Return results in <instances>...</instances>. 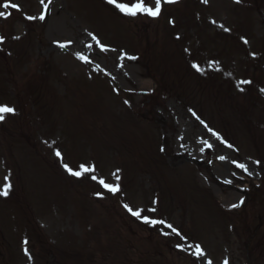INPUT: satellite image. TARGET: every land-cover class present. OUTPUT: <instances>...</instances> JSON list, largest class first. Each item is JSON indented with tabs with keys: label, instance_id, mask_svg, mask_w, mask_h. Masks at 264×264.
<instances>
[{
	"label": "rangeland",
	"instance_id": "374dc122",
	"mask_svg": "<svg viewBox=\"0 0 264 264\" xmlns=\"http://www.w3.org/2000/svg\"><path fill=\"white\" fill-rule=\"evenodd\" d=\"M0 11V264H264V0Z\"/></svg>",
	"mask_w": 264,
	"mask_h": 264
},
{
	"label": "snow or ice",
	"instance_id": "6c2138e0",
	"mask_svg": "<svg viewBox=\"0 0 264 264\" xmlns=\"http://www.w3.org/2000/svg\"><path fill=\"white\" fill-rule=\"evenodd\" d=\"M163 2H173V0H163ZM205 3H207V0H204ZM237 2H239V0H237ZM40 3L44 5V9L45 12L48 9V5L51 3V0H48L47 3H45V0H40ZM109 4H112L116 9H118L121 13H123L124 15L127 16H137L138 14L141 15H148V16H152V17H156L160 14L161 12V4H162V0H155V6L152 7L150 6L151 4V0H127V2H118V0H108ZM9 7L12 8H16L18 7V5L14 4V3H8V2H4L2 4V8L3 9H8ZM0 17H5V12L4 11H0ZM29 19H36V17H28ZM40 20H44L45 19V14H41L39 16ZM221 27H223L221 25ZM225 31H227V29H225ZM88 35L92 38V40L96 41V44L100 47V49L102 51H107V47L103 44H101V42L99 41V39L93 35L92 33H88ZM3 38L0 37V40H2ZM247 42V41H245ZM71 43V41H68L64 44H60V47H67L69 44ZM87 47L91 48L92 45L89 44L87 45ZM77 58L84 61L85 63H89L90 61L88 60L87 57L83 56L82 54L77 53ZM134 59V58H133ZM193 67H196L197 70H199V67L197 65H193ZM241 83H250V81H242ZM15 113V109L13 107H10L8 105H0V121H2L5 116L7 114H14ZM230 146V145H229ZM209 147H211V145H209ZM56 156L60 157L61 153L59 151L56 152ZM219 159L223 160L225 159V157L221 156L219 157ZM238 167H240L241 169H244L245 171H247L246 166L243 164H239L237 165ZM63 167L65 168V170L72 176L80 178L82 176H84L85 173H94L95 172V168L93 166H89L86 164H80L78 166V170H74L72 167H70L68 164H64ZM119 171V170H117ZM116 175V174H113ZM91 179L93 180H98V183L107 191L115 194L118 191H120L119 185L118 184H112V183H107L105 182V180L103 178H98L96 175H92ZM116 179L119 180V177L116 176ZM9 180V177H5V181L6 183L0 187V194L3 195H7L9 190L11 189V184L8 183L7 181ZM238 205H233V207H237ZM124 207L133 215L136 216L137 218H142L143 221L145 223H149L152 225H155L157 223L159 224H164L165 222L163 220H153L150 219L148 216H142V211L144 210H133L130 206L128 205H124ZM148 211H152L154 212L155 209H149ZM167 228L171 229V231L173 233H175L176 235H180V233L178 232V230L173 227L171 224H167ZM189 248L193 247L192 245H188ZM194 254L200 258L203 257L205 255L204 251L202 250L201 246L199 244H196L194 246ZM207 264H211V261H207ZM225 264H227V261H225Z\"/></svg>",
	"mask_w": 264,
	"mask_h": 264
},
{
	"label": "trees",
	"instance_id": "16d2710c",
	"mask_svg": "<svg viewBox=\"0 0 264 264\" xmlns=\"http://www.w3.org/2000/svg\"><path fill=\"white\" fill-rule=\"evenodd\" d=\"M138 257H139V256H138ZM145 257H146V256H141V255H140V257L138 258V260L140 261V260H141V258H144L145 260H146V259H149V255H147V257H146V258H145ZM135 261H136V259H135Z\"/></svg>",
	"mask_w": 264,
	"mask_h": 264
},
{
	"label": "bare ground",
	"instance_id": "6f19581e",
	"mask_svg": "<svg viewBox=\"0 0 264 264\" xmlns=\"http://www.w3.org/2000/svg\"><path fill=\"white\" fill-rule=\"evenodd\" d=\"M58 11V9H54V12ZM195 157V156H194ZM231 196V195H230Z\"/></svg>",
	"mask_w": 264,
	"mask_h": 264
}]
</instances>
